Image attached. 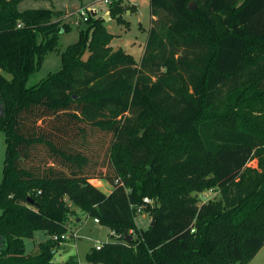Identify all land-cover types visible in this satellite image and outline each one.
Masks as SVG:
<instances>
[{
    "label": "trees",
    "instance_id": "trees-1",
    "mask_svg": "<svg viewBox=\"0 0 264 264\" xmlns=\"http://www.w3.org/2000/svg\"><path fill=\"white\" fill-rule=\"evenodd\" d=\"M23 1L0 0V264H80L57 262L52 238L69 234L72 204L122 235L91 247L88 264L253 259L264 247V0H150L140 62L90 13L60 71L31 87L75 11ZM128 10L108 11L127 24ZM206 190L219 197L199 202ZM145 197L156 205L143 229ZM35 230L50 237L29 254Z\"/></svg>",
    "mask_w": 264,
    "mask_h": 264
},
{
    "label": "rangeland",
    "instance_id": "rangeland-1",
    "mask_svg": "<svg viewBox=\"0 0 264 264\" xmlns=\"http://www.w3.org/2000/svg\"><path fill=\"white\" fill-rule=\"evenodd\" d=\"M111 1V4L116 1H121L123 5L130 7V10H128L124 15L127 24H119L115 19H112L108 11L111 4H107L103 0H25L20 4V9L52 8L63 9L72 13L73 11L76 12L80 8H84L88 5L86 8H88L90 12L96 11L97 14L104 17L107 29L114 35L111 46L114 49H123L126 53L130 54L135 61L140 62L145 51L151 28L152 15L150 0ZM134 6H136V8ZM64 23L68 26L67 30L61 32L56 49L47 52L44 56L41 67L29 76L27 80L28 87L34 86L50 74L60 71L62 65V52L69 45L75 43L79 39L80 31L86 27V23L82 21L80 22L79 16L76 13L68 16ZM38 40L41 41L40 35L38 36ZM84 57L85 59L88 57V52ZM6 76L10 77L8 74H6ZM6 157V134L4 131H1L0 184L2 183L4 177ZM92 184L100 186V183L96 180H93ZM215 197H219V192L217 190H206L199 195V202H206ZM145 198H148L150 202L146 203ZM145 198L140 206L143 208V212H138L135 218L138 228L143 229H146L151 225V210L154 209L156 205L155 199L150 197ZM71 206L74 212L70 215L67 221L70 238L65 241H61L55 260L57 262H64L69 259L70 256H76L80 264H87L86 254L91 247L113 240V237L111 236V230L109 227L97 224L93 217H89L84 210L74 204ZM79 219L80 221L78 222ZM49 237L50 236L47 232L35 230L33 238H26L24 240L27 253H36L38 245L49 239ZM129 239H131V237ZM246 264H264V247Z\"/></svg>",
    "mask_w": 264,
    "mask_h": 264
},
{
    "label": "built area",
    "instance_id": "built-area-1",
    "mask_svg": "<svg viewBox=\"0 0 264 264\" xmlns=\"http://www.w3.org/2000/svg\"><path fill=\"white\" fill-rule=\"evenodd\" d=\"M105 3L107 4H111V0H103ZM136 8V6H134ZM93 11H89L88 8L84 7V8H80L78 11H76L75 13L78 14L79 16V20L80 22H86L88 19H89V16H90V13H92ZM145 202H150L148 198H145ZM138 212L139 213H142L143 212V208L142 207H138ZM95 222L97 224H99V220L98 219H95ZM75 235V234H74ZM111 235L116 237V238H121L122 235L120 234H117L115 231H112L111 232ZM53 240H61V241H65L67 239L70 238V235L69 234H64V235H61V236H58V235H55L52 237ZM102 247V243L101 244H98L97 246H95L96 250H100ZM88 264V263H87Z\"/></svg>",
    "mask_w": 264,
    "mask_h": 264
},
{
    "label": "water",
    "instance_id": "water-1",
    "mask_svg": "<svg viewBox=\"0 0 264 264\" xmlns=\"http://www.w3.org/2000/svg\"><path fill=\"white\" fill-rule=\"evenodd\" d=\"M188 7H189L190 10H193L194 11V10L197 9V4L195 2H190L189 5H188ZM92 16L93 17H96L97 16V12L96 11H93L92 12ZM0 114H1V116H3V106L2 105H1V108H0ZM154 221L155 220L153 219L151 225L154 224Z\"/></svg>",
    "mask_w": 264,
    "mask_h": 264
},
{
    "label": "crops",
    "instance_id": "crops-1",
    "mask_svg": "<svg viewBox=\"0 0 264 264\" xmlns=\"http://www.w3.org/2000/svg\"><path fill=\"white\" fill-rule=\"evenodd\" d=\"M67 11V10H66ZM98 183H100V188L106 192L109 193L112 190V185H110L108 182L102 181V180H96ZM80 221V219L78 220V222Z\"/></svg>",
    "mask_w": 264,
    "mask_h": 264
}]
</instances>
